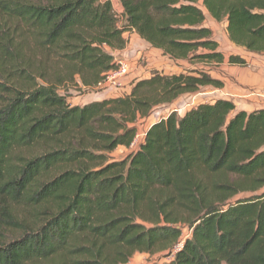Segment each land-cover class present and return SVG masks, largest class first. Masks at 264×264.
<instances>
[{
    "label": "trees",
    "instance_id": "obj_1",
    "mask_svg": "<svg viewBox=\"0 0 264 264\" xmlns=\"http://www.w3.org/2000/svg\"><path fill=\"white\" fill-rule=\"evenodd\" d=\"M117 1L121 22L111 0H0V220L21 229L0 238V264H127L154 252L170 257L162 264H264V108L216 99L172 111L114 160L138 119L222 81L193 68L82 105L60 92L97 89L125 32L171 60L221 64L205 11L234 45L264 53V0ZM19 207L32 226L1 218Z\"/></svg>",
    "mask_w": 264,
    "mask_h": 264
},
{
    "label": "rangeland",
    "instance_id": "obj_2",
    "mask_svg": "<svg viewBox=\"0 0 264 264\" xmlns=\"http://www.w3.org/2000/svg\"><path fill=\"white\" fill-rule=\"evenodd\" d=\"M113 7L121 20V7L117 0H113ZM204 26L212 32V37L218 44V50L224 55V61L221 64L216 63H187L185 61H174L164 57L156 50H152L147 44L135 41L131 42L130 37L126 38L123 51H118L114 55L115 62L124 59L129 63V73L121 81V86L108 87L106 89L83 90L79 86L65 84L61 89V93H65L68 100L73 105H82L95 99H104L102 97H116L114 93H110L107 89H116L117 95L127 93L132 81L140 78L149 77L153 72H161L164 74H173L185 72L193 68L203 69L212 77L222 81V88L215 89L212 87H202L194 93H186L181 95L170 104L159 105L155 107L149 116L140 118L137 121V129L139 133H143L153 122L161 119L172 111H176L178 115H182L186 110L200 103L213 102L216 99H227L233 102L236 111L264 107V53H253L246 51L242 47L234 45L228 38L226 30V22L215 21L205 11ZM145 47L140 54L138 51ZM147 51V52H146ZM151 51V52H150ZM114 53V52H113ZM238 56L245 62L244 64H232L229 62V56ZM115 86V85H114ZM118 89V90H117ZM104 92V94H101ZM107 95H110L107 97ZM140 141V140H139ZM134 148L118 146L109 153L114 160L124 158ZM10 218L1 217L3 220H13L26 226H32L34 221V212L26 210L24 207L17 208V213H11ZM21 232L13 223H7L0 220V238L8 239ZM180 239H184L189 235V229L185 226L182 230ZM179 239V240H180ZM170 257L165 252L135 253L127 264H162L167 262Z\"/></svg>",
    "mask_w": 264,
    "mask_h": 264
},
{
    "label": "built area",
    "instance_id": "obj_3",
    "mask_svg": "<svg viewBox=\"0 0 264 264\" xmlns=\"http://www.w3.org/2000/svg\"><path fill=\"white\" fill-rule=\"evenodd\" d=\"M112 4H113V0H111ZM121 20H122V16H121ZM120 20V22H121ZM129 62L124 60V59H119L115 62V67L111 70H109L108 72L104 73L102 76L101 81L96 85L97 89H104V88H108V87H116L119 88L121 86V81L124 77H126V75L129 73ZM115 85V86H114ZM119 86V87H117ZM143 134L142 133H135L129 147L130 148H134L136 146V144L138 143L139 139L141 138ZM184 239H180L178 241V243L175 245L174 247V251L179 249L183 243Z\"/></svg>",
    "mask_w": 264,
    "mask_h": 264
},
{
    "label": "crops",
    "instance_id": "obj_4",
    "mask_svg": "<svg viewBox=\"0 0 264 264\" xmlns=\"http://www.w3.org/2000/svg\"><path fill=\"white\" fill-rule=\"evenodd\" d=\"M124 38H125V40H126V38L127 37H130V41L131 42H134L135 43V41H137L138 40V42H142L144 45L145 44H147L145 41H143L142 39H140L139 38V36L135 33V32H125L124 33ZM148 45V44H147ZM143 46V45H142ZM149 46V45H148ZM150 47V46H149ZM145 47L143 46L142 47V49H140V50H136V51H138V54H140L141 53V51L144 49ZM152 50H156V51H158L160 54H162L161 53V51L160 50H158V49H155V48H152V47H150ZM120 51H123V50H120ZM118 51H114V53L113 54H116ZM147 52V51H146ZM151 52V51H150ZM164 56V55H163ZM164 57H166V56H164ZM118 90V89H117ZM107 91H110V93H114L113 95H115V96H118L117 94H116V89H107ZM101 94H104V92H101ZM110 95H107V97H109ZM102 98H106V97H102ZM95 100H101V98L99 99H95ZM262 108H264V107H262ZM242 110V109H241Z\"/></svg>",
    "mask_w": 264,
    "mask_h": 264
}]
</instances>
